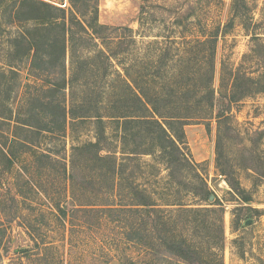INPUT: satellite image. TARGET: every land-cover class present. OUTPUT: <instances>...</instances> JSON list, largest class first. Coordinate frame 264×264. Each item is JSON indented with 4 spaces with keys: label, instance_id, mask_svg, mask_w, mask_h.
<instances>
[{
    "label": "rangeland",
    "instance_id": "1",
    "mask_svg": "<svg viewBox=\"0 0 264 264\" xmlns=\"http://www.w3.org/2000/svg\"><path fill=\"white\" fill-rule=\"evenodd\" d=\"M54 1L69 7L68 0ZM98 20L132 28L143 60L148 42L171 46V81L188 61L178 57L191 47L183 82L202 72L206 50L195 44L210 33H217L212 81L217 96L226 89L220 86L223 65L258 80L264 76V0H243L236 7L232 0H99ZM14 31L7 13L0 12V72L9 65L15 71L0 76V102L16 121H27L31 107L43 109L45 101L63 96L41 93L46 76L33 75L28 58L11 60ZM99 94L100 110L106 111L108 93ZM229 115L220 127L215 119L185 124L186 160L172 165L171 156L158 152L124 156L121 151L136 143L150 148V140L130 137L123 146L120 128L104 119L109 150L101 154L115 153L120 173L115 178L106 159L86 162L80 156L74 180L72 146L96 139L94 120L68 121L64 135L43 132L28 147L19 141L30 132L16 129L14 120L3 121L0 147L8 158L0 154V264H264V92L233 103ZM38 116L32 123L48 121ZM15 130L20 137L13 136ZM139 200L155 205L134 210ZM107 204L123 209L110 211ZM175 236L200 250L192 262L163 245L164 238Z\"/></svg>",
    "mask_w": 264,
    "mask_h": 264
},
{
    "label": "trees",
    "instance_id": "2",
    "mask_svg": "<svg viewBox=\"0 0 264 264\" xmlns=\"http://www.w3.org/2000/svg\"><path fill=\"white\" fill-rule=\"evenodd\" d=\"M98 1L68 0L69 7L64 8L54 0H0V12L7 13L9 23L15 28L9 41L11 60L28 58L33 75H41V71L46 76L41 93H62L63 96L60 100L54 97L45 101L43 109L31 107L27 121H16L13 111L0 102V125L5 120H14L16 129L30 132L29 137H21L19 141L28 147L38 142L43 132L64 135L68 121L70 125L86 120H94L97 124L94 141L72 146L70 180L75 177V158L80 156L86 162L106 159L110 162L108 171L114 173L115 178L119 175L121 168L115 153L101 154L102 150H109L107 143L104 144V119L120 128L123 146H128L130 137L133 141L140 137L150 140V148L141 149L142 143H136L138 147L121 151L124 156L158 152L163 156H171L172 165L186 160V153L181 147L185 141V124L191 120L208 122L215 119L220 127L223 120L229 119L233 103L253 92H264V76L259 75L262 80H258L223 65L220 86L226 85V89H221V93L216 95L212 81L217 33L196 40L195 45L206 50L202 72L199 75L191 73L188 81L183 82L184 70L191 60V47V52L186 49L185 55L178 57H185L188 61L186 65H179L178 76L175 75L171 81V46L160 47L156 39L148 42L143 60L137 34L132 28L99 22ZM232 1L235 7L243 2ZM14 72L9 65V69L0 72V76L6 79L8 73ZM65 93H69V107L65 105ZM99 93H108L106 111L100 110L103 99ZM38 113L42 117L44 114L48 121L32 123L39 120ZM12 134L20 137L16 130ZM0 154L8 158L1 147ZM34 154L51 159L45 152L35 151ZM63 169L66 172L65 164ZM202 191L208 198L206 186ZM153 205L151 201L139 200L132 203V208H153ZM105 206L110 211L123 209L122 205H119L120 208L114 204ZM58 208L61 209L60 206ZM189 210L196 212L199 209ZM61 211L65 215V211ZM163 245L183 261L192 262L200 254V250L183 236L164 238Z\"/></svg>",
    "mask_w": 264,
    "mask_h": 264
},
{
    "label": "water",
    "instance_id": "3",
    "mask_svg": "<svg viewBox=\"0 0 264 264\" xmlns=\"http://www.w3.org/2000/svg\"><path fill=\"white\" fill-rule=\"evenodd\" d=\"M210 197H212V195Z\"/></svg>",
    "mask_w": 264,
    "mask_h": 264
}]
</instances>
